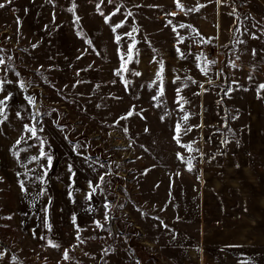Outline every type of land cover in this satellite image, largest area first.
I'll return each instance as SVG.
<instances>
[{"label": "rangeland", "instance_id": "obj_1", "mask_svg": "<svg viewBox=\"0 0 264 264\" xmlns=\"http://www.w3.org/2000/svg\"><path fill=\"white\" fill-rule=\"evenodd\" d=\"M0 3V264H264V183L224 158L264 134V0Z\"/></svg>", "mask_w": 264, "mask_h": 264}, {"label": "crops", "instance_id": "obj_2", "mask_svg": "<svg viewBox=\"0 0 264 264\" xmlns=\"http://www.w3.org/2000/svg\"><path fill=\"white\" fill-rule=\"evenodd\" d=\"M258 120L257 117L251 115L249 118L251 126L243 127L241 133L243 145L244 139L247 138L244 148L240 144L239 148H228L224 151L227 167L231 168L232 164L243 169L245 182L251 185L255 179H260L264 183V134L260 135Z\"/></svg>", "mask_w": 264, "mask_h": 264}, {"label": "snow or ice", "instance_id": "obj_3", "mask_svg": "<svg viewBox=\"0 0 264 264\" xmlns=\"http://www.w3.org/2000/svg\"><path fill=\"white\" fill-rule=\"evenodd\" d=\"M9 2H11V0H9ZM101 2H102V0H101ZM109 2H111V0H109ZM176 2H177V6H178V7H181V8L183 7L182 5L179 4V0H176ZM216 2L219 4V3L221 2V0H216ZM3 7H5V5H4L3 3H0V8H3ZM98 8H99V5H98ZM117 11H119V9H117ZM100 14H101V15H104L103 12H101ZM169 14H170V15H175V13H169ZM113 15H115V13H113ZM129 15H131V13H129ZM109 19H110V17H106V18H105V22L107 23ZM78 21H79V18H77V22H78ZM119 27H122V25H121V24H116L115 27H113V29H112L113 32H115L116 28H119ZM181 27H185V26H184V25H181ZM133 31H136V30L133 29ZM129 35H130V34H129ZM120 39H121L120 36H117V37H116V41H117V43H119ZM134 47H135V45H132V46H130V47L128 48V50H127V51H128V57H127L128 61H131V60H132V51H133V48H134ZM177 51H179V49H177ZM122 59H123V57H122ZM3 63H4L3 58H0V64H3ZM162 70H163V64H161V71H162ZM123 71H128V68H127V64H126V63L123 65ZM117 74L119 75V73H117ZM132 74H133V75H136V76H139V75H140L139 72H133ZM17 75H18V74H17ZM5 82L10 83L11 81H0V91H3V84H4ZM20 87H21V88H24V87H25V84H24L23 82H21ZM259 87H260L261 89H264V85H260ZM178 93H179V90H178ZM159 94H160V96H163V95H164V89H163V86L160 87V93H159ZM8 99H10V97H5V99L0 100V106H4V107H0V115L4 116V119H5V120L7 119V116L4 115V108L7 106V101H8ZM181 99H183V98L181 97ZM28 102H29L30 104H34V100H33V98L29 97V98H28ZM178 102H179V101H178ZM181 110H183V109H181ZM132 114H133V113L130 111V112L127 114V116H122L121 119H127L128 116H131ZM183 120L186 122V121L188 120V116L185 115V116L183 117ZM0 123H2V121H0ZM41 130H42V129H41ZM25 131L30 132L31 135H32L33 137L36 136V129H35L34 127H29L28 125H25ZM125 131H127V129H125ZM145 131H147V129H145ZM189 131H191V128H185V129H183V134L186 135L187 132H189ZM181 132H182V126H181V124L177 123L176 126H175V133H176V135L173 137V138L176 140L177 144H180ZM20 142H21V141L18 140V141H17V144H19ZM41 144H43V141H41ZM181 146H182V147H188L189 150H192V146H191V145H181ZM78 154H79V153H78ZM45 156H46V154H45L43 151H41V152H40V157H45ZM177 157H178V159L183 160V157H181L179 153L177 154ZM46 159H47V166H46V168H45L44 175L47 174V168H50L51 165H52V157H51L50 155H48V156H46ZM85 159H87V157H85ZM31 160H32V161H38V157H35V156H34V157L31 158ZM187 164H188V170L191 171V170H192V160L189 159V160L187 161ZM71 171H72V165H69V172H71ZM100 180H101V182H103L104 177L101 176V177H100ZM19 183H20L21 190L26 192L25 185H24V181H20ZM89 187L91 188V192L87 194V197H86V198L90 200L91 197H92V195L96 192V187H94L91 183L89 184ZM40 194L42 195L43 193H40ZM9 218H10V217H9ZM75 221H76V218L73 217V223H74V224H75ZM96 224H97V227H102L98 221L96 222ZM49 227H50V226H49ZM79 231H81V229H79V227L77 226V232H79ZM79 238H80V237L77 236V239H79ZM49 243L51 244L52 247H56V248L59 247V244L51 243V241H50ZM63 255H64V258H65V259H68V253H67V251H65V252L63 253Z\"/></svg>", "mask_w": 264, "mask_h": 264}, {"label": "trees", "instance_id": "obj_4", "mask_svg": "<svg viewBox=\"0 0 264 264\" xmlns=\"http://www.w3.org/2000/svg\"><path fill=\"white\" fill-rule=\"evenodd\" d=\"M228 91H229V87H228V84H226L222 87V91H221V98L224 103H225V99H226ZM225 106L228 107L226 103H225Z\"/></svg>", "mask_w": 264, "mask_h": 264}, {"label": "built area", "instance_id": "obj_5", "mask_svg": "<svg viewBox=\"0 0 264 264\" xmlns=\"http://www.w3.org/2000/svg\"><path fill=\"white\" fill-rule=\"evenodd\" d=\"M206 45H207V44L203 43V48H205V47H206ZM207 46H208V45H207Z\"/></svg>", "mask_w": 264, "mask_h": 264}]
</instances>
